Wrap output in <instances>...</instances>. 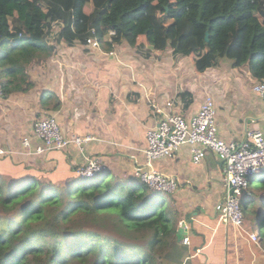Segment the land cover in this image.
Segmentation results:
<instances>
[{
    "label": "trees",
    "instance_id": "trees-1",
    "mask_svg": "<svg viewBox=\"0 0 264 264\" xmlns=\"http://www.w3.org/2000/svg\"><path fill=\"white\" fill-rule=\"evenodd\" d=\"M90 37L107 52L129 44L144 59L170 47L177 61L190 56L198 73L228 60L264 82V0H0L5 96L30 91L34 66L46 65L62 45L88 46ZM190 99L178 92L174 110L184 114ZM9 159H0V264H183L180 211L172 206L173 225L164 194L145 181L108 166L83 177L78 165L63 184V173L27 164L14 171ZM77 215L91 217L92 228L69 226ZM254 217L264 219V199ZM111 221L135 236L127 241L95 228Z\"/></svg>",
    "mask_w": 264,
    "mask_h": 264
},
{
    "label": "crops",
    "instance_id": "crops-1",
    "mask_svg": "<svg viewBox=\"0 0 264 264\" xmlns=\"http://www.w3.org/2000/svg\"><path fill=\"white\" fill-rule=\"evenodd\" d=\"M31 80L36 83L30 91L0 99V148L7 150L0 153V159L11 156L14 171L26 164L53 169L63 173V184L73 178L78 165L94 156L121 178L141 179L137 170L147 165V134L162 117L158 108L166 110L167 102L180 91L191 95L184 112L189 118L207 96L214 98L219 136L227 142L243 141L248 129L264 134V100L254 90L259 79L247 67H234L228 60L198 73L190 56L177 61L170 47L144 59L129 44L107 52L79 42L60 46L46 65L35 66ZM49 115L57 117L66 135L92 139L38 154L37 147L44 143L35 135V125ZM24 137L31 140L29 148L23 146ZM154 167L177 183L174 194L164 195L175 199L180 211L177 228L185 220V237L191 241L179 240L184 252L180 263L264 264L262 228L255 231L248 217L240 227L218 215L216 204L229 190L222 181L224 167L216 152L209 150L196 163L192 145L184 144L175 158L157 159ZM250 192L251 200L255 195L264 199V189ZM251 232H257L260 240L254 241Z\"/></svg>",
    "mask_w": 264,
    "mask_h": 264
},
{
    "label": "built area",
    "instance_id": "built-area-1",
    "mask_svg": "<svg viewBox=\"0 0 264 264\" xmlns=\"http://www.w3.org/2000/svg\"><path fill=\"white\" fill-rule=\"evenodd\" d=\"M112 33L115 32L112 31ZM88 46L101 47L97 37H90ZM254 90L264 100V82L259 81ZM4 97L5 91L0 82V99ZM167 106L166 110L158 108L162 113L159 124L148 131L145 148L148 161L144 168L137 170V176L145 181L150 190L154 192L174 194L177 190V183L173 177L157 170L154 167V161L163 157L175 158L184 144L192 145L193 160L196 163L202 162L209 150H212L218 154L223 163L222 181L229 190L228 194L216 204L218 215L225 222L244 227L246 223L244 207L249 204L245 203L244 197L250 194L249 187L256 176L264 174L263 132L248 129L243 141L227 142L219 136L217 103L211 96L206 97L200 110L191 118L174 110L171 100L167 102ZM35 135L44 143L43 147H37L38 154H44L50 150H64L72 143L82 145L92 139L90 136L66 135L55 115L40 118L35 125ZM30 144V138L24 137L23 146L29 148ZM6 151L0 148V153ZM105 167L103 159L94 156L90 157L80 168L79 173L83 177H92ZM258 222L264 225V219ZM250 236L254 241L259 240L257 232H251ZM183 242L189 244L191 241L189 237H185Z\"/></svg>",
    "mask_w": 264,
    "mask_h": 264
},
{
    "label": "rangeland",
    "instance_id": "rangeland-1",
    "mask_svg": "<svg viewBox=\"0 0 264 264\" xmlns=\"http://www.w3.org/2000/svg\"><path fill=\"white\" fill-rule=\"evenodd\" d=\"M162 1L165 2V0H162ZM51 57L49 59H51ZM34 68H35V66H34ZM31 74H32V72H31ZM30 78H31V75H30ZM263 180H264V174H258L256 176V178L254 179L253 183L250 185L252 188L250 187L249 190H253L255 194H258L260 188L264 189ZM80 186H81V184L79 185V188H80ZM247 195L251 196V194H247ZM262 195H261V198H262ZM163 198L162 199L164 200V203L167 204V208L170 210L171 222H172L173 225H175L176 222L174 220V215H173V212H172L173 211V207L172 206L175 207V205L172 204L173 202L171 203V201L168 198V196L163 195ZM262 200H263V198H262ZM262 200L260 199V196L255 195L254 200L249 201L248 202L249 204H247L244 207V211H245L246 217H248L250 219V222L252 223L253 226H255L257 231L260 230L261 224H260V222L255 220L254 212L257 210V208L259 207V204L262 202ZM109 210H110V208H109ZM113 220L116 221L115 218ZM114 221H111L110 222L111 224L107 223L108 228H103V227H95V228H97V229L99 228L98 230L102 231L103 234L112 235V236H115V237H117L119 239H122V240L129 241L135 236V235L128 236L127 234L117 230L115 228L117 224L120 226L121 229H122V226H121L120 223L114 222ZM92 224H93V222H92V218L91 217H85V216H78L77 215V216L74 217L72 222L69 223V226H75V227L85 226L88 229H90V228H92L91 227ZM262 230H263V234H264V227L262 228ZM259 238H260V235H259ZM137 239H139V238L137 237ZM141 241L143 243L144 242V238H141ZM86 264H94L93 259L90 258L86 262Z\"/></svg>",
    "mask_w": 264,
    "mask_h": 264
},
{
    "label": "water",
    "instance_id": "water-1",
    "mask_svg": "<svg viewBox=\"0 0 264 264\" xmlns=\"http://www.w3.org/2000/svg\"><path fill=\"white\" fill-rule=\"evenodd\" d=\"M168 8V7H167ZM186 236V221L181 222L180 227L177 230V237L179 240H183Z\"/></svg>",
    "mask_w": 264,
    "mask_h": 264
},
{
    "label": "clouds",
    "instance_id": "clouds-1",
    "mask_svg": "<svg viewBox=\"0 0 264 264\" xmlns=\"http://www.w3.org/2000/svg\"><path fill=\"white\" fill-rule=\"evenodd\" d=\"M251 185V184H250ZM250 188V187H249ZM250 191V190H249ZM250 194H251V192H250ZM246 196V195H245ZM249 201H251V200H246V202L245 203H247V202H249ZM263 224H261V226H262ZM253 228L255 229V231L257 230L256 228H255V226H253ZM259 240H260V238H259ZM258 240V241H259Z\"/></svg>",
    "mask_w": 264,
    "mask_h": 264
}]
</instances>
